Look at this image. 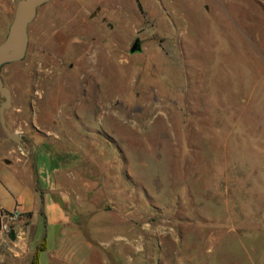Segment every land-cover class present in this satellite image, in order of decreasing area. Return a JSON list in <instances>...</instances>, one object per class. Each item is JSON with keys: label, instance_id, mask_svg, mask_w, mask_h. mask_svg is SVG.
<instances>
[{"label": "rangeland", "instance_id": "374dc122", "mask_svg": "<svg viewBox=\"0 0 264 264\" xmlns=\"http://www.w3.org/2000/svg\"><path fill=\"white\" fill-rule=\"evenodd\" d=\"M2 75L23 140L0 124V176L25 162L38 186L54 159L95 199L67 223L35 216L37 242L1 208L0 264H35L44 239L40 264H264V0H49Z\"/></svg>", "mask_w": 264, "mask_h": 264}, {"label": "crops", "instance_id": "0c3cea01", "mask_svg": "<svg viewBox=\"0 0 264 264\" xmlns=\"http://www.w3.org/2000/svg\"><path fill=\"white\" fill-rule=\"evenodd\" d=\"M6 142V138L1 139V146H5ZM4 154L6 153L4 152ZM44 154L47 153L45 152ZM43 157L45 159V155H43ZM27 164L28 163L25 162H17L19 166L18 177L15 176L11 179L7 177V175L0 176L1 185L11 195V200L9 201L0 198V209H12L17 206L22 214L28 215L29 219L32 220L31 224L34 226L32 239L37 242L43 238L40 236L38 237L37 234L41 231L44 233L45 228H40V222L37 224L33 221L35 216H42L45 222L50 220L58 224H60V222L67 223L69 215L78 216L77 212L83 201L91 203L94 201L95 197L90 194L91 184L88 180V175L85 176V174L72 169L73 166L76 165L67 163L59 164L55 162L54 159H50V162L43 160L41 164L36 160L34 170L38 178L37 186L32 180L34 175L33 170H31L30 166ZM46 166L49 176L46 174ZM39 167L42 169L40 170L42 176L39 174ZM66 168H68L67 171L65 170ZM40 177L42 179H40ZM38 191L42 193L41 198L38 195ZM74 206H76V209H74ZM65 231L78 233L81 232V229L80 226L76 228L67 227ZM85 244H87L88 251L90 252L91 243L85 239ZM42 251L47 253L46 261L53 254L48 253L49 251L46 246L44 249L40 250V257ZM46 263L47 262H44V264Z\"/></svg>", "mask_w": 264, "mask_h": 264}, {"label": "water", "instance_id": "95a60500", "mask_svg": "<svg viewBox=\"0 0 264 264\" xmlns=\"http://www.w3.org/2000/svg\"><path fill=\"white\" fill-rule=\"evenodd\" d=\"M49 0H17L14 14L8 24L4 38L0 41V124L6 138L21 143L23 134L11 129L6 122L5 111L12 105V93L5 83L2 67L14 61L22 60L26 56L29 45V24L35 19L38 8ZM140 48V39L135 37L130 51Z\"/></svg>", "mask_w": 264, "mask_h": 264}, {"label": "built area", "instance_id": "2783aa9c", "mask_svg": "<svg viewBox=\"0 0 264 264\" xmlns=\"http://www.w3.org/2000/svg\"><path fill=\"white\" fill-rule=\"evenodd\" d=\"M18 214H19L18 208H14L10 211H4L2 216H4L7 221L5 220L2 222V229L8 230L9 229V224H8L9 220L15 219L18 216Z\"/></svg>", "mask_w": 264, "mask_h": 264}, {"label": "trees", "instance_id": "16d2710c", "mask_svg": "<svg viewBox=\"0 0 264 264\" xmlns=\"http://www.w3.org/2000/svg\"><path fill=\"white\" fill-rule=\"evenodd\" d=\"M45 246H46V241H45V239H44L41 243H39V244L37 245V250H36V253H35V259H34L35 264H40V260H39V252H40V250H42L43 248H45Z\"/></svg>", "mask_w": 264, "mask_h": 264}]
</instances>
